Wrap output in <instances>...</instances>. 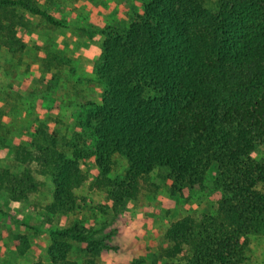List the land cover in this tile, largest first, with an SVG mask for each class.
I'll return each mask as SVG.
<instances>
[{"label":"trees","instance_id":"trees-1","mask_svg":"<svg viewBox=\"0 0 264 264\" xmlns=\"http://www.w3.org/2000/svg\"><path fill=\"white\" fill-rule=\"evenodd\" d=\"M141 2L129 25L111 19L98 32L101 53L93 71L100 101L84 98L83 80H76L69 93L78 110L74 135L64 141L39 125L34 151L15 160L35 169L0 168V190L23 203L44 186L34 173L49 177L47 211L63 216L76 211L75 190L87 180L81 162L94 160V187L115 208L136 198L157 169L169 171L177 195L203 187L216 165L218 215L173 223L165 233L173 246L164 257H180L177 264H243L249 236L264 234V154L253 158L264 148V0H217L213 9L206 0ZM20 12L54 23L39 0H0V51L27 27ZM115 156L127 161L121 179L110 177ZM53 235L50 264H99L102 251L118 250L107 243L111 236L101 238L79 223ZM68 240L86 245L81 263L68 259Z\"/></svg>","mask_w":264,"mask_h":264},{"label":"rangeland","instance_id":"rangeland-1","mask_svg":"<svg viewBox=\"0 0 264 264\" xmlns=\"http://www.w3.org/2000/svg\"><path fill=\"white\" fill-rule=\"evenodd\" d=\"M91 2L94 9L91 4L86 5L87 0H39L42 10L59 20H63L64 16V8L60 5L75 9L77 17H80L73 16L72 19H81L82 22L88 23L91 12L97 13L91 18L95 24L93 32L97 36L107 21L112 23V16L118 22L125 20L124 25H129L131 20H126L127 15L132 14V17L142 8L141 0ZM216 3L217 0H206V7L213 9ZM125 5L134 7L133 12L129 13ZM20 13L27 27H19L16 43L11 47L3 46L0 51V122L3 125L0 130V168L11 169L14 174H20L26 168L35 169L33 163L23 165L15 160L18 153L34 151V144L38 140L34 136L39 125L41 129L47 130L49 136L54 134L64 141L74 135L73 113L78 110L74 108L76 97L69 93L76 80H83L81 90L84 98L99 102L102 93L95 81V63L88 68L67 57L70 51L77 55L81 49L80 42L73 40V45L66 49L61 33L56 34V27L49 25L45 18ZM74 24L80 25L81 22L75 21ZM86 26L83 28L86 29ZM92 46L90 51H94L96 45ZM60 147L65 149L67 145L61 144ZM263 154L262 147L253 154V158L260 159ZM67 155L71 157L72 149ZM80 167L87 180L75 190L77 208L74 213L63 216L49 214L47 207L53 203V183L49 177L34 173L44 186L39 192L31 194L27 201L20 203L23 205L13 211L14 214L1 203L4 199L2 195L6 196L7 192L0 190V220H8L9 216L15 215L9 219V224H15L14 219L19 218L32 244L39 246L38 253L36 247L33 249L37 254L34 262L41 259L44 253L47 254L55 238L53 231L79 223L99 232L101 238L111 236L107 243L118 247L117 251H102L96 258L99 264H131L135 260H143L144 264H177L180 257H164L165 252L173 246L165 239L168 228L187 216L197 218L202 214L218 215L220 195L214 189L216 165L209 169L203 187H184L182 193L177 195L171 193L169 171L157 169L141 182L138 196L119 208L113 207L105 194L94 187L98 175L94 160L81 162ZM126 169L127 161L115 156L110 177L121 179ZM39 231L44 234L43 239ZM68 242L72 244L68 259L81 263L87 256L81 251L86 245L74 240ZM20 247L23 248L24 244H20ZM9 250L11 248L8 247ZM10 260L11 257L0 262L12 264ZM243 264H264V234L249 236Z\"/></svg>","mask_w":264,"mask_h":264},{"label":"crops","instance_id":"crops-1","mask_svg":"<svg viewBox=\"0 0 264 264\" xmlns=\"http://www.w3.org/2000/svg\"><path fill=\"white\" fill-rule=\"evenodd\" d=\"M119 1H124V0H115V3L116 2L120 3ZM87 2L88 3L86 5L91 4L90 5L91 8L94 9V4L91 2V0L89 1L87 0ZM60 7L64 8L62 9V15H64L63 20H59L53 16H50V14L47 13L54 21L53 24L50 22H48V24L56 27V30H57L56 34L61 33L63 37L62 38L63 44L66 49L73 45V42H72L73 40L76 41L77 43L78 42L81 43V49L79 50L77 55L73 54V51H70L67 57L70 60L74 61V63H77L79 65H84V66H87L88 68H91L101 53L100 45H101L102 40L100 36H97V34L93 32L94 31L93 25L95 24L91 22V18L94 17L93 15L97 13L91 12V18H89L90 21H88L87 23V22H82L81 19L80 20L72 19L73 16L77 17L75 9L67 8L61 5ZM125 7H127L129 13L133 12L134 7L132 6L129 7L127 5H125ZM128 16L129 15H127L126 20H128ZM79 17L80 16L78 15L77 18ZM112 17L113 19H115V16H112ZM75 21H80L81 24L80 25L74 24ZM84 26H86V29L83 28ZM84 31H86V33H84ZM84 34H86V37L84 36ZM92 44L96 45L94 46V51H90V49L93 47ZM2 196L4 199L1 201V203L5 207L7 206L8 210H10L11 212L17 211L23 205L20 203L18 205H16L17 203H13L8 194L6 196L3 194ZM14 216L15 215L9 216V219H12ZM9 219L3 220V221L0 220V258L1 260L4 258L11 257L10 263L12 264H32L34 260L37 259L35 258L37 254L33 252V249H35L36 247L37 253H38L39 246L32 244L29 236L25 234V231L23 230V227L20 224L19 218L14 219L15 224L13 223L9 224L10 223ZM41 233L42 231L38 232L39 235ZM41 236L43 239L44 234H41ZM20 244H24V247L23 248L20 247ZM8 247L11 248V250L8 251ZM40 260L44 264H50L48 253L46 255L44 253Z\"/></svg>","mask_w":264,"mask_h":264}]
</instances>
